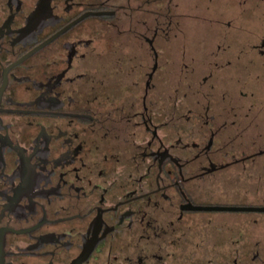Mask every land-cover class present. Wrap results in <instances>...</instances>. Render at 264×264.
Wrapping results in <instances>:
<instances>
[{"label":"flooded vegetation","instance_id":"1","mask_svg":"<svg viewBox=\"0 0 264 264\" xmlns=\"http://www.w3.org/2000/svg\"><path fill=\"white\" fill-rule=\"evenodd\" d=\"M121 10L95 71L89 24ZM179 15L208 33L200 79L160 62ZM223 68L234 94L210 84ZM260 177L264 0H0V264H264V219L210 227L264 206L203 194Z\"/></svg>","mask_w":264,"mask_h":264},{"label":"rangeland","instance_id":"2","mask_svg":"<svg viewBox=\"0 0 264 264\" xmlns=\"http://www.w3.org/2000/svg\"><path fill=\"white\" fill-rule=\"evenodd\" d=\"M160 9L157 8V11ZM176 10V11H175ZM162 8V15H165ZM176 14L181 13V8L173 9ZM118 15L116 17L117 26L107 27L104 24L93 22L89 24V27L93 26V29H98L95 31V47H96V59H95V71H103L106 69V66L109 64L110 60L112 62V66H115L116 61L112 60L120 57V52L124 47H122L123 42L121 43V39L124 32L122 29H126L127 23L125 21H121L122 19H129L131 17L130 13L127 10L117 11ZM147 16L150 14L145 13ZM145 14H143L145 16ZM161 12L159 13V17L163 19ZM143 16V17H144ZM133 17V16H132ZM120 20V21H119ZM177 28L174 30L172 39L174 44V50H169L162 52L160 57V62H166L168 59V63L170 67H175V69L182 66L184 70H187L191 77L195 79H200L204 76V72L206 71L205 65H200L199 60L202 58V54L205 51L206 40L208 39L206 32L203 30H199L202 27V24L197 20H188L189 22L185 24L182 17L179 15L175 19L179 21ZM122 33H121V32ZM127 31V30H126ZM185 31V32H184ZM124 33L123 38H127ZM174 37V38H173ZM144 51V50H143ZM117 52V53H116ZM116 53V54H115ZM164 54V55H163ZM195 59V60H193ZM147 52L144 51V68H147ZM197 61L198 64L193 63ZM147 62V63H146ZM185 64V65H184ZM199 65V66H198ZM133 65L127 64V67H131ZM134 69V68H132ZM93 70V71H94ZM165 73V72H164ZM243 73L240 71L237 74L233 73L231 68H223L220 69L215 74L214 82L210 83L214 85L215 91L219 94L223 89H228L229 93L234 94L237 92V85H235L238 76L243 77ZM169 75V73H166ZM232 75V76H231ZM232 77V78H231ZM234 77L236 79H234ZM234 79V80H233ZM236 80V81H235ZM254 87V86H253ZM255 88V87H254ZM246 180V179H245ZM259 180V188L257 189L256 182L249 181L246 186H241V188H237V184L230 180L228 191H223L222 189H215L210 191V194L204 192V195H209V197H213L212 199H219L226 203H237L243 202V204L251 205V206H264V203H261V200H264V177L258 178ZM242 181V178H241ZM248 181V180H247ZM236 182V181H235ZM236 184V185H235ZM222 191V193H221ZM213 214V222L210 227H214L216 229H222L223 227H233V226H242V225H256L254 220H263L264 213H256V212H214ZM206 223V222H205ZM206 223L205 225H208Z\"/></svg>","mask_w":264,"mask_h":264},{"label":"water","instance_id":"3","mask_svg":"<svg viewBox=\"0 0 264 264\" xmlns=\"http://www.w3.org/2000/svg\"><path fill=\"white\" fill-rule=\"evenodd\" d=\"M222 208H224V207H222ZM225 209H231V210H235V211H241V210L261 211V210H264L263 207H261V208H255V207H241V208H238V207H226Z\"/></svg>","mask_w":264,"mask_h":264}]
</instances>
